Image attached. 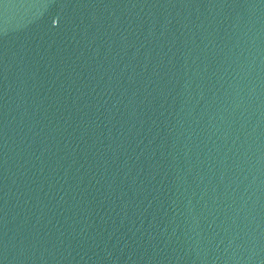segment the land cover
Returning <instances> with one entry per match:
<instances>
[{"label":"water","instance_id":"1","mask_svg":"<svg viewBox=\"0 0 264 264\" xmlns=\"http://www.w3.org/2000/svg\"><path fill=\"white\" fill-rule=\"evenodd\" d=\"M0 264H264V0H0Z\"/></svg>","mask_w":264,"mask_h":264}]
</instances>
